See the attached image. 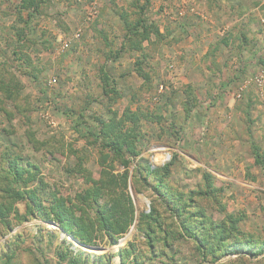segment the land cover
I'll use <instances>...</instances> for the list:
<instances>
[{
  "label": "rangeland",
  "instance_id": "rangeland-1",
  "mask_svg": "<svg viewBox=\"0 0 264 264\" xmlns=\"http://www.w3.org/2000/svg\"><path fill=\"white\" fill-rule=\"evenodd\" d=\"M20 3L0 0V82L18 84L24 109L3 100L0 151L38 168L44 197L50 191L80 208L78 195L103 171L127 172L137 214L154 208L169 232L166 197L154 192V176L143 171L152 155L159 157L155 150L165 148L172 154L165 185L182 193L184 206L192 195L210 219L233 215L243 234L264 242V0H39L28 9ZM121 16L150 27L139 49L132 48L138 37L133 43L125 37ZM104 74L114 93L104 94ZM128 111L139 117L132 138L138 155L126 154L124 168L96 135L101 121ZM253 146L261 165L254 163ZM204 173L220 193L208 194ZM17 208L23 213L24 203ZM87 210L94 218L95 207ZM161 229L155 241L163 238ZM63 239L74 254L101 255L97 264H121L119 250L130 245L125 264H264L263 255L202 260L190 239H172L163 257L164 245L157 242L151 253L134 226L116 245L94 234V246H84L38 218L15 223L0 237V264L7 256L13 257L7 264H66L55 255Z\"/></svg>",
  "mask_w": 264,
  "mask_h": 264
},
{
  "label": "trees",
  "instance_id": "trees-1",
  "mask_svg": "<svg viewBox=\"0 0 264 264\" xmlns=\"http://www.w3.org/2000/svg\"><path fill=\"white\" fill-rule=\"evenodd\" d=\"M39 0H21L20 8H37ZM125 28L128 41L133 43L134 35L139 40L132 45V48H140L142 41L150 39V27L142 19H137L135 24L130 25L127 17H120ZM134 30V32L132 31ZM158 35V31H154ZM136 73L141 75V69L137 68ZM104 83V94L114 93L111 88L108 75L102 77ZM17 83L0 82V110L6 112L3 106V100L12 102L19 112L20 108L18 98ZM20 105V106H19ZM131 124L129 128L124 129L125 123ZM139 117L135 112L128 111L123 114V118L107 122L101 121V128L96 135V140H101V148L110 150L113 157L127 168L130 157H136L138 151L133 143L134 137H137V126ZM4 129L0 128V136ZM133 138V140H132ZM254 163L261 165L262 157L258 147L253 146ZM171 162V161H170ZM170 162L163 167L151 170L149 165L144 167L145 176H154V192L164 194L166 197V207L172 215V225L170 231L166 232L161 223L156 210L149 209V212L141 211L137 214L133 199L127 193L128 173L112 176L105 171L104 175L97 181H91L93 187L85 190L84 194L78 195L77 200L82 206L72 208L67 205V200L63 197H57L50 191L44 197L42 191L46 185L43 182L38 168L29 161L24 162L18 153L10 150L0 151V237L6 232L11 231L15 223L20 224L32 218H38L45 223L53 222L58 229L71 236L84 246H94L89 237L97 234L104 237L108 244L116 245L120 236L126 234L134 226L146 240L151 253H155L154 248L157 242H160L171 253L172 239H190L195 243V251L202 260H210L216 263L228 255H246L250 258L264 256V242L257 243L250 237H247L240 231L238 219L230 214H225L224 218L216 222L205 215L204 209L195 204L192 195L188 198L187 205H183L185 198L177 190H169L165 185V180L169 177ZM139 177V176H138ZM205 188L209 193L221 192L213 183V176L204 173L202 176ZM139 181L145 183V177H139ZM35 183V185H34ZM161 188L164 189L160 193ZM208 194H202L203 199ZM100 199L104 204H100ZM24 203V212L20 213L17 204ZM95 207L94 218L90 217L88 208ZM220 212L226 213L224 207H220ZM79 212V215H76ZM15 222V223H14ZM162 228V229H161ZM161 229L163 238L154 240L156 230ZM48 237L54 236L48 234ZM66 239V238H65ZM63 239L57 246L55 255L60 262L66 264H97L103 258L101 255H89L82 251L73 253L66 247ZM63 247V248H61ZM131 245L129 246L130 249ZM129 249H120L119 256L121 264L128 257ZM13 257L7 256L4 264L10 262ZM111 256H107L106 262H111ZM136 260V259H135ZM135 263V262H134Z\"/></svg>",
  "mask_w": 264,
  "mask_h": 264
},
{
  "label": "built area",
  "instance_id": "built-area-1",
  "mask_svg": "<svg viewBox=\"0 0 264 264\" xmlns=\"http://www.w3.org/2000/svg\"><path fill=\"white\" fill-rule=\"evenodd\" d=\"M155 151H159L158 155H152L148 163L151 170H155L158 167H163L168 164L172 159V154L165 148H157Z\"/></svg>",
  "mask_w": 264,
  "mask_h": 264
},
{
  "label": "crops",
  "instance_id": "crops-1",
  "mask_svg": "<svg viewBox=\"0 0 264 264\" xmlns=\"http://www.w3.org/2000/svg\"><path fill=\"white\" fill-rule=\"evenodd\" d=\"M223 175V174H222ZM225 177V175H223Z\"/></svg>",
  "mask_w": 264,
  "mask_h": 264
}]
</instances>
